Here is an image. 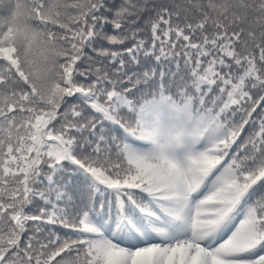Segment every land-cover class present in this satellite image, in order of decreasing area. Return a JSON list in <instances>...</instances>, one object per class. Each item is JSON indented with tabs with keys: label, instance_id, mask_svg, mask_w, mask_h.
Masks as SVG:
<instances>
[{
	"label": "snow or ice",
	"instance_id": "6c2138e0",
	"mask_svg": "<svg viewBox=\"0 0 264 264\" xmlns=\"http://www.w3.org/2000/svg\"><path fill=\"white\" fill-rule=\"evenodd\" d=\"M6 11L0 264H264V0Z\"/></svg>",
	"mask_w": 264,
	"mask_h": 264
},
{
	"label": "trees",
	"instance_id": "16d2710c",
	"mask_svg": "<svg viewBox=\"0 0 264 264\" xmlns=\"http://www.w3.org/2000/svg\"><path fill=\"white\" fill-rule=\"evenodd\" d=\"M141 2H143V0H141ZM191 2V0H168V3L170 4H175L179 7H186L189 3ZM6 6H7V0H4V4L0 5V16H5L7 15V11H6ZM189 17H191V13H188ZM141 35L143 36H147V33H141ZM132 70H136V69H132ZM54 195V194H53ZM38 208L39 207H43L44 205L42 203H37L36 205ZM62 235V233H60ZM75 256V254L73 253V257ZM59 259V257L57 258Z\"/></svg>",
	"mask_w": 264,
	"mask_h": 264
}]
</instances>
